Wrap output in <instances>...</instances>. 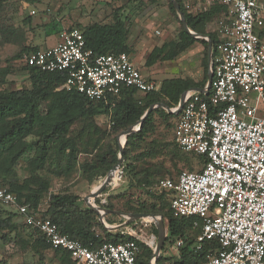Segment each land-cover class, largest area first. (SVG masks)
Segmentation results:
<instances>
[{
	"label": "built area",
	"instance_id": "obj_1",
	"mask_svg": "<svg viewBox=\"0 0 264 264\" xmlns=\"http://www.w3.org/2000/svg\"><path fill=\"white\" fill-rule=\"evenodd\" d=\"M189 12L224 7L217 16L218 41L211 57L212 80L207 93L188 90L173 130L186 152L206 156L198 171H182L155 183L170 192L174 215L201 224L197 248L217 239L219 250L199 264H264V0H182ZM55 44L22 55L24 65L61 71L58 89L75 90L93 102H109L123 88L145 93L158 88L143 76L131 55L112 48L94 54L78 28L59 32ZM0 204L14 207L23 223L36 227L52 248L66 251L74 264H137L135 240L95 247L62 233L41 213L19 204L16 194L0 186ZM116 231V230H115ZM122 234L153 246L155 236L139 239L134 230ZM170 244L180 257L183 238Z\"/></svg>",
	"mask_w": 264,
	"mask_h": 264
},
{
	"label": "trees",
	"instance_id": "obj_2",
	"mask_svg": "<svg viewBox=\"0 0 264 264\" xmlns=\"http://www.w3.org/2000/svg\"><path fill=\"white\" fill-rule=\"evenodd\" d=\"M177 1L188 28L199 34H204L205 23L213 17L219 16L224 9L220 6H210L206 10L194 13L183 7L182 0ZM3 6L4 0H0V13ZM168 6L178 19L171 0H168ZM178 21L180 22L179 19ZM180 25L177 39L165 42L160 46H154L148 53L144 65L151 66L158 60H172L194 42L204 41L193 37L181 23ZM1 27L3 28V26ZM71 28H78L82 31L86 47L92 49L94 54L105 53L112 48L127 53L131 52L132 48L127 43L129 33L127 16L121 17L120 9L113 11L112 21L109 23L93 22L85 25L82 29L79 26L69 27V29ZM209 36L214 52L217 40L212 34ZM0 42L14 43L13 30L0 28ZM36 49L39 48L37 46L22 47L16 58L21 61L24 53ZM22 68L29 74L31 87L0 90V186L8 184V190L16 194L18 203L28 205L31 210H36L38 206L42 205V199L48 193L50 179L53 177H67L78 169L87 178L97 181L104 178L107 171L118 162L119 144L115 138L107 152L97 154L95 159L78 161L80 149L77 142L69 136L70 127L75 121H92L96 115L109 114L113 131L119 132L135 125L150 105L161 102L168 107H175L184 91L193 87H202L205 82L197 84L188 78L171 77L163 79L158 88L153 91L141 93L135 88L127 87L123 88L118 95L110 97L109 102H93L75 90L57 89L66 79L64 72L42 71L23 63ZM6 74H8V68L0 66L1 84L5 82ZM206 78L207 76H205V80ZM139 93L142 95H138ZM154 113L163 116L164 120L170 117L177 118L180 114H172L160 106L156 107L144 119L139 131L130 133L126 137V147L123 151L124 161L121 168L129 174L130 183L136 180L138 187H147L146 193L157 202V206H137L132 211L134 213L161 214L167 225L164 243L172 242L178 237L183 238V245L179 249L180 257L167 263L166 257L160 253L156 261L157 264H199L201 260L219 250L218 240H204L197 248L196 236L201 233V224L194 227L193 218L174 215L170 205V192L153 189V185L157 181L165 178L161 166L149 165L138 169L129 161L128 144L142 139L151 131ZM29 136H33L35 139L29 140ZM177 147L171 151L172 159L178 158L179 147ZM30 148L34 149V153L25 166L28 174L20 179L16 166ZM183 152L191 154L201 164L206 162V156ZM185 153L181 154L186 159ZM200 168L193 171H198ZM157 176L160 178L154 182L153 179ZM79 201L80 197L73 193L50 194L46 206H42L44 210L41 214L55 222L62 233L78 239L89 247L98 245L103 234L107 240L115 243L135 240L140 248L136 259L137 264H149L148 259L153 252L152 246L136 239L133 235L107 229L99 221L97 213L87 206H81ZM95 201L100 203L98 199ZM4 206L6 205L0 204V207ZM104 207L111 210L108 212L107 222L113 225L114 221L108 218L109 215L115 214L113 206L108 203ZM13 217L14 212L12 211H0V230L14 231L16 225ZM96 225L101 228V234L95 232ZM26 226L35 235L34 242L37 247L52 249L61 264H74L66 251L52 248L36 227ZM154 231L157 233L155 227Z\"/></svg>",
	"mask_w": 264,
	"mask_h": 264
},
{
	"label": "rangeland",
	"instance_id": "obj_3",
	"mask_svg": "<svg viewBox=\"0 0 264 264\" xmlns=\"http://www.w3.org/2000/svg\"><path fill=\"white\" fill-rule=\"evenodd\" d=\"M115 9H120L121 17L127 16L129 27L127 43L132 48L130 53L136 63L141 62L139 68L145 78L155 81L157 86L160 85L162 79L171 77L188 78L197 84L206 81L207 45L201 40L194 42L171 61L158 60L151 66L144 65L148 53L154 46L176 40L178 37L181 25L178 21L179 18L177 19L171 12L168 0H4V6L0 13V28L13 30L15 42H0V66L8 68L5 82L0 83V90L31 87L28 72L22 68V62L16 58L22 47L44 48L55 44L59 39V32L69 29V27L79 26L82 29L85 25L93 22L109 23L112 21ZM216 18L217 16L205 23L206 34L216 31ZM175 123L176 118L170 117L164 120L163 116L154 113L151 131L142 139L128 144L129 161L138 169L149 165L161 166L164 177H175L182 171L199 169L202 164L191 154H186L179 146V148L177 147L173 139ZM121 131H113L109 114L96 115L92 121H75L70 127L69 136L77 142L80 149L78 161L95 159L97 154L107 152L112 146L113 138L118 144L119 140L122 143L124 141L125 149L127 136L125 138L121 136L119 139ZM137 131L139 130L134 132ZM28 139L35 138L29 136ZM175 147L178 148V158L172 159L171 151ZM33 153L34 149L30 148L19 160L16 170L20 179L27 176L25 166ZM181 153H185L187 158L185 159ZM123 161L124 158L121 164ZM121 164L111 178L112 183L93 200L96 205L103 208L108 203L112 204L115 214L109 215L108 218L114 221L113 225L107 222L108 213L104 216L105 223L111 226L122 224L126 220L117 212L134 213L132 210L137 206H157V202L146 193L147 187H138L136 180L130 183L129 174L121 168ZM158 178L160 177H155L153 181L155 182ZM102 179L97 181L89 179L78 169L67 177H53L50 179L49 191L42 199V206H46L50 194L59 192L78 195L81 206H87L84 201L85 196L90 194L94 187L99 186ZM2 186L9 188L6 183ZM153 186V189L156 190L155 184ZM96 199L101 204L96 203ZM0 211L14 212L13 221L16 225L14 231L0 230V264H61L52 249H41L36 246L35 235L23 223L22 217L14 207H0ZM157 215L161 217L167 230L166 220L162 218L161 214ZM100 222L102 223V221ZM96 226L95 232L101 234V228ZM154 227V222L148 217L131 220L116 230L122 233L132 229L139 239L146 240L154 235V244L151 248L153 251L157 242V233H155ZM160 253L166 257L167 263L178 259L177 254L168 243H163ZM148 261V263L152 261V255Z\"/></svg>",
	"mask_w": 264,
	"mask_h": 264
},
{
	"label": "water",
	"instance_id": "obj_4",
	"mask_svg": "<svg viewBox=\"0 0 264 264\" xmlns=\"http://www.w3.org/2000/svg\"><path fill=\"white\" fill-rule=\"evenodd\" d=\"M171 1H172L174 9H175V11H176V13L178 15L180 23L182 24L184 29L188 33L193 35L195 38L202 37V34L196 33V32H194V31H192V30H190L188 28L186 20H185V17H184V15H183V13H182V11L180 9L179 2L177 0H171ZM211 55H212V47H211L210 44H208V58H209V62L211 60ZM212 75H213L212 74V69L210 68V69H208V72H207L208 81H207L206 87L205 88H191L189 90H195V91H199L201 93H207L209 91V89H210ZM187 91H184L180 95L179 102H178L177 106L174 107V108L168 107L164 103H161V102H158V103L150 105L148 107V109L140 117V119L137 121V123L135 124V125H137V128L134 129L133 126H130L127 129L121 131V133L119 134V139H120L121 136H124V138H125L128 134H130V133H132V132H134L136 130H139L140 127H141V124L144 121V119L156 107L160 106V107L166 109V111L169 112V113L178 114L180 112L182 106H183L184 98H185V95H186ZM123 143H124V141H123ZM123 143L119 140L118 162L111 169H109L107 171L105 177L103 178V180L101 181L99 186L95 190L91 191V193L84 198L87 207L93 209L97 213V215L99 217V220L102 221V223H104V224H106L105 221H104V216H105V214H107L111 210L105 209L103 207H100V206L96 205L93 200H94L95 197L99 196L108 185H110L112 183L111 182L112 173L115 170L116 171L118 170V168H119V166H120V164H121V162L123 160V149H124ZM117 213L121 214L123 217H125L126 220L124 221V223L119 224V225H115V226H111V225L106 224L105 227L107 229L116 230L118 227L129 223L131 220H136V219H140V218L151 217L154 220L153 222H154L155 227L157 229V242H156V245H155V247L153 249L152 261H150L149 264H157L156 261H157L158 256L160 255V252L162 250L163 243H164L165 237H166V228L164 226V223H163V220L161 219V217L158 216V215H155V214H151V213H122V212H117Z\"/></svg>",
	"mask_w": 264,
	"mask_h": 264
},
{
	"label": "crops",
	"instance_id": "obj_5",
	"mask_svg": "<svg viewBox=\"0 0 264 264\" xmlns=\"http://www.w3.org/2000/svg\"><path fill=\"white\" fill-rule=\"evenodd\" d=\"M210 34H212L215 38H216V40L218 41V35H217V33H216V31H214V33H209V34H206V32L204 33V34H202V37H199L198 39H202V40H206V45H207V72H208V69H212V64H211V60H210V62H209V58H208V44H210L211 45V42H210ZM193 36V35H192ZM194 37V36H193ZM165 43V42H164ZM163 44V43H162ZM161 44V45H162ZM160 46V45H159ZM211 47H212V45H211ZM183 53V52H182ZM212 53H213V48H212ZM130 55H131V59H132V61H133V63L139 68V66H140V64H141V62H139L138 64L136 63V60H135V58H133L132 57V54L131 53H129ZM181 54V53H180ZM211 57H212V55H211ZM173 60V59H172ZM164 61V60H163ZM166 61H171V60H166ZM140 69V68H139ZM143 74V73H142ZM143 76H145V75H143ZM207 76V75H206ZM164 79H166V78H164ZM163 80V79H162ZM161 80V81H162ZM207 81H208V76H207V78H206V81L204 82V85L202 86V87H193V88H205L206 87V85H207ZM155 82V81H154ZM156 83V82H155ZM179 114V113H178ZM179 116V115H178ZM178 119V117L176 118V120ZM115 174V173H114ZM113 174V175H114ZM112 175V176H113ZM101 183V182H100ZM99 183V184H100ZM91 193V192H90ZM89 195V194H88ZM86 197V196H85ZM85 201V200H84ZM112 231H115V230H112ZM167 231V230H166ZM166 235H167V232H166ZM165 242V241H164Z\"/></svg>",
	"mask_w": 264,
	"mask_h": 264
},
{
	"label": "bare ground",
	"instance_id": "obj_6",
	"mask_svg": "<svg viewBox=\"0 0 264 264\" xmlns=\"http://www.w3.org/2000/svg\"><path fill=\"white\" fill-rule=\"evenodd\" d=\"M136 128H137V126L134 127V129H136ZM115 172H116V170L112 173V175H113ZM97 187H98V186H97ZM97 187H94L93 190H95ZM93 190H92V191H93ZM149 218H151V217H149ZM151 221H154V220L151 218Z\"/></svg>",
	"mask_w": 264,
	"mask_h": 264
}]
</instances>
